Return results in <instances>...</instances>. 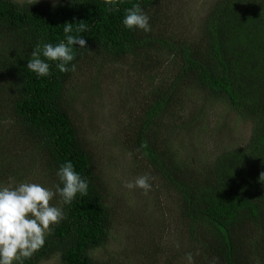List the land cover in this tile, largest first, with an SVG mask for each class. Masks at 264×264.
Wrapping results in <instances>:
<instances>
[{
	"label": "trees",
	"instance_id": "trees-1",
	"mask_svg": "<svg viewBox=\"0 0 264 264\" xmlns=\"http://www.w3.org/2000/svg\"><path fill=\"white\" fill-rule=\"evenodd\" d=\"M167 3L0 0V186L34 182L55 190L63 187L57 172L69 161L88 182L87 195L78 193L70 204L54 196L51 205L66 218L23 264L50 256L59 264H115L92 254L105 245L110 214L96 154L66 105L73 72H61L58 61L42 54L50 75L27 69L37 44L66 41V22L73 23L72 35L86 40V48L73 46L69 68L123 63L145 83L119 144L175 199L176 231L161 240L153 264H189L186 253L192 264H213L214 258L215 264H264V0H213L192 38L173 33ZM135 4L148 15L151 31L123 25ZM80 22L87 31H75ZM188 101L186 116L164 124ZM214 102L248 122V136L209 160L187 156L174 141L176 130L200 124L205 105Z\"/></svg>",
	"mask_w": 264,
	"mask_h": 264
},
{
	"label": "rangeland",
	"instance_id": "rangeland-1",
	"mask_svg": "<svg viewBox=\"0 0 264 264\" xmlns=\"http://www.w3.org/2000/svg\"><path fill=\"white\" fill-rule=\"evenodd\" d=\"M212 1L168 0L165 10L173 33L194 37ZM144 85L140 75L123 63L104 64L100 69L79 65L65 95L80 134L96 154L97 168L106 184L103 199L110 214L108 235L104 247L92 254L115 264H153L161 240L170 239L176 231L173 194L144 163L131 159L119 144L124 125L138 108L134 98L146 90ZM189 106L188 101L179 116L168 115L164 124L170 120L178 122L186 116ZM248 129V122L237 119L222 102H214L205 105L200 124L189 132L176 130L174 141L187 156L209 160L222 149L243 144ZM144 174L155 178L150 181L152 188L147 194L138 187H125L126 182ZM38 264L59 262L56 256H50Z\"/></svg>",
	"mask_w": 264,
	"mask_h": 264
},
{
	"label": "clouds",
	"instance_id": "clouds-1",
	"mask_svg": "<svg viewBox=\"0 0 264 264\" xmlns=\"http://www.w3.org/2000/svg\"><path fill=\"white\" fill-rule=\"evenodd\" d=\"M38 0H28L34 4ZM108 6H115L118 0H104ZM109 11L115 10L109 7ZM123 25L129 29L138 28L145 32L151 31L148 15L141 9L139 4L126 9ZM66 41L58 44H39L31 52V59L27 63V69L44 77L50 75V65L41 59V54L48 61H58L57 67L61 72L76 71V65L69 63L74 60L73 46L80 45L86 48V40L81 36L72 35L73 23L66 22L63 28ZM76 32L87 31L86 26L80 22ZM141 147L146 148L147 142ZM57 176L63 187L55 185L53 190L34 182H21L13 186H0V264H23L24 259L31 256L45 244V237L52 230V225L59 224L66 218L62 208L52 206L51 201L59 194L62 202L70 204L76 195H87L88 182L74 170L69 161L62 164ZM155 178L144 174L135 178L134 181L125 183V187L132 189L138 187L147 194L151 190V180ZM260 181H264V172L260 173ZM186 259L192 264V254L186 253ZM213 259V264H215Z\"/></svg>",
	"mask_w": 264,
	"mask_h": 264
}]
</instances>
